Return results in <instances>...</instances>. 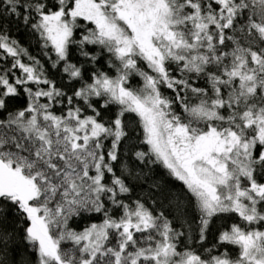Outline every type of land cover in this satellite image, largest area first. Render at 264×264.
I'll return each mask as SVG.
<instances>
[{"label":"snow or ice","instance_id":"obj_1","mask_svg":"<svg viewBox=\"0 0 264 264\" xmlns=\"http://www.w3.org/2000/svg\"><path fill=\"white\" fill-rule=\"evenodd\" d=\"M0 264H264V0H0Z\"/></svg>","mask_w":264,"mask_h":264},{"label":"trees","instance_id":"obj_2","mask_svg":"<svg viewBox=\"0 0 264 264\" xmlns=\"http://www.w3.org/2000/svg\"><path fill=\"white\" fill-rule=\"evenodd\" d=\"M21 42L28 44V43H34L32 41L29 40V38L23 34H21ZM88 223V221H74L71 223V226L74 228H77V230L81 229L83 226H85V224ZM215 243V238L214 235L212 233L209 234L208 237V241L206 242V247H210L212 244ZM229 247V251L232 254L233 257H235V255L237 254L238 250L228 246ZM221 251H223V248L220 249ZM215 254V253H214Z\"/></svg>","mask_w":264,"mask_h":264}]
</instances>
